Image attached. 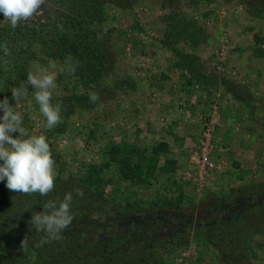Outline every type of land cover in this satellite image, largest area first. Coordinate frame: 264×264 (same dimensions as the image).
<instances>
[{
	"label": "rangeland",
	"instance_id": "374dc122",
	"mask_svg": "<svg viewBox=\"0 0 264 264\" xmlns=\"http://www.w3.org/2000/svg\"><path fill=\"white\" fill-rule=\"evenodd\" d=\"M0 44V99L55 172L46 196L0 181V264H264V0H44ZM29 73L54 77L52 129ZM66 193L42 243L31 216Z\"/></svg>",
	"mask_w": 264,
	"mask_h": 264
},
{
	"label": "clouds",
	"instance_id": "9594fccd",
	"mask_svg": "<svg viewBox=\"0 0 264 264\" xmlns=\"http://www.w3.org/2000/svg\"><path fill=\"white\" fill-rule=\"evenodd\" d=\"M44 3V0H0V14L10 27L15 29L21 20L31 17ZM4 45L0 44V48ZM69 73L75 65H68ZM27 85L35 90L34 100L44 117V127L54 128L61 121L59 104L53 105L52 89L56 87L53 75H34L29 73ZM26 90V89H25ZM17 100L21 89L11 91ZM98 99L95 92L89 93V101ZM0 181L14 192L39 193L46 196L54 186V160L45 135H27L22 116L9 105L8 98L0 99ZM15 133V138H13ZM78 195L82 193L77 192ZM72 194L66 193L62 200H48L44 210L31 216L30 224L36 232H42V243L59 240L61 233L70 225L73 216L70 212ZM27 239L21 242L26 247Z\"/></svg>",
	"mask_w": 264,
	"mask_h": 264
},
{
	"label": "built area",
	"instance_id": "2783aa9c",
	"mask_svg": "<svg viewBox=\"0 0 264 264\" xmlns=\"http://www.w3.org/2000/svg\"><path fill=\"white\" fill-rule=\"evenodd\" d=\"M200 151H201V154H200V157H201V159H202V161H203V163H206L207 162V154L209 153L208 151V148H207V145L205 144V143H203V142H201V149H200Z\"/></svg>",
	"mask_w": 264,
	"mask_h": 264
}]
</instances>
